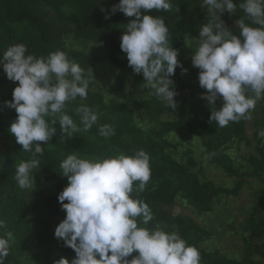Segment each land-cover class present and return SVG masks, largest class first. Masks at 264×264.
Instances as JSON below:
<instances>
[{"label":"trees","instance_id":"trees-1","mask_svg":"<svg viewBox=\"0 0 264 264\" xmlns=\"http://www.w3.org/2000/svg\"><path fill=\"white\" fill-rule=\"evenodd\" d=\"M235 2V13L226 11L221 18L233 34L239 35V20L243 18L249 24L251 21L239 8L242 0ZM118 3L119 0H0V56L10 45L24 43L28 53L37 56L63 50L84 69L86 76L96 65H108L106 59L118 70L115 82L108 88L117 100L107 99L103 89L93 90L90 84L87 100L77 98L66 103L64 112L79 127L83 126L75 109L81 103L97 111L98 123L86 132L72 133L71 138L61 132L57 123L56 135L42 145L40 168L32 170V187L21 189L15 179L16 167L30 159L31 153L25 152L9 131L17 113L6 101L12 100L18 82L9 80L0 65V137L5 138L0 140V219L6 223L0 235L5 230L14 235L4 264H53L61 257L71 262L76 255L74 250L54 235L55 228L66 216L58 200V194L68 184L67 177L60 173L61 161L69 154L92 159L121 152L131 155L138 149L149 154L151 175L146 188L131 195L146 202L153 213L146 227L177 231L198 248L200 264H264V137L258 134L264 130V99L261 115L253 121L254 143L247 132L250 119L229 122L225 127L209 121L212 107L202 98L207 90L201 86L198 92L190 88V82L199 83L200 70L193 64L189 66L193 54L190 38L197 36L207 22V10L201 7L202 0H171L170 11L149 12L164 18L169 28V44L178 50L177 59L183 69L193 74L189 80L185 78V71L175 70L171 78L177 92L174 97L177 107L170 109L154 95V90L145 87L143 75L128 65L127 55L120 47L121 36L126 24L135 17L119 10L113 14L111 9ZM68 34L72 37H66ZM77 41L93 42L106 51L102 54L85 51L76 47ZM131 79L148 95L138 93L129 103L122 99L128 95L126 89ZM221 104L218 98L216 106ZM140 112L148 124L140 121ZM102 124L114 128V135L101 136L98 129ZM243 143L256 153L238 161L229 146L234 144L241 149ZM198 147L214 165L236 178L233 186L219 184L202 174ZM248 178L258 181L254 205L240 229L230 226L244 240L242 257L203 246L202 242L211 239L216 231L198 221L203 218L201 215L212 213L223 197L240 196ZM178 202L194 215L173 213L171 208ZM137 254L134 251L127 259Z\"/></svg>","mask_w":264,"mask_h":264},{"label":"clouds","instance_id":"clouds-1","mask_svg":"<svg viewBox=\"0 0 264 264\" xmlns=\"http://www.w3.org/2000/svg\"><path fill=\"white\" fill-rule=\"evenodd\" d=\"M201 7L206 8L208 18L198 35L190 38L192 64L200 70V86L207 90L202 98L212 107L209 121L225 127L229 122L250 119L257 101L264 99V0L239 3L251 21L239 20V35L233 34L221 18L226 11L235 13V0H202ZM153 9L170 11L171 0H119L111 12L119 10L135 17L124 28L121 50L133 71L143 75L145 87L175 110L177 92L171 77L182 65L177 59L178 50L169 44L164 18L150 14ZM0 65L9 80L18 82L12 100L6 101L17 113L9 131L22 149L31 153L30 159L17 165L15 173L19 187L30 189L32 170L40 168L42 145L56 135L57 123L68 138L98 123L97 111L86 103L75 109L82 128L64 112L67 102L87 100L93 74L91 71L86 76L63 50L37 56L29 54L24 43L10 45L0 56ZM218 98L223 101L219 107ZM98 130L105 138L115 133L108 124L100 125ZM258 134L264 137V130ZM60 168L68 179L58 194L66 216L54 235L76 255L71 262L61 257L53 264H200L198 248L177 231L146 227L153 213L146 202L131 195L142 192L150 179V156L145 150L92 159L69 154ZM0 229H6L2 219ZM13 239L11 231L0 235V264L9 255ZM134 251L138 254L127 259Z\"/></svg>","mask_w":264,"mask_h":264},{"label":"rangeland","instance_id":"rangeland-1","mask_svg":"<svg viewBox=\"0 0 264 264\" xmlns=\"http://www.w3.org/2000/svg\"><path fill=\"white\" fill-rule=\"evenodd\" d=\"M66 37H72V34H68ZM77 48L85 49V51L102 54L106 50L101 46L95 45L93 42H76ZM108 62V63H106ZM106 64H98L91 69L93 77L90 79V84L93 90L103 89L107 99L117 100L118 98L112 95L108 88L115 82V77L118 70L109 61H105ZM192 63H189L191 66ZM182 68H184L182 66ZM182 68H176L175 70H182ZM91 71L88 73L90 75ZM180 72V71H179ZM193 74V73H192ZM190 72H186L185 78L191 79ZM200 84H193L190 82V88L198 92ZM128 95L123 98L126 102H131L138 95V93H143L148 95V93L143 92L142 88L135 85V82L131 79L127 86ZM131 92V93H130ZM184 93H188L187 89L183 90ZM262 99L257 101L255 106V111L253 112L250 121L248 123L247 132L250 140L254 143L255 136V126L253 121L257 115H261L262 111ZM221 99V103H222ZM140 121L143 124H148V120L145 116L139 113ZM1 141H5L4 136L0 137ZM254 145V144H253ZM229 151L232 152L233 156L237 158L238 161H243V157H248L251 154H255L256 150L252 149L248 144L243 143L242 148L232 144L229 146ZM197 158L201 160L202 174L215 180L219 184H225L233 186L235 179L229 176L222 168L214 165L209 157L203 154L200 147L197 148ZM258 181L254 178H248L247 182L240 194V196L223 197L220 202L215 205V209L212 213L202 214L203 218L198 221L204 226H208L209 229L216 231V234L211 239H206L202 242V245L220 250L221 252L229 256L242 257L244 250V240L240 234H237L235 230L231 229V225L234 229H240L245 224V219L249 214V210L252 209L254 205L256 189L258 188ZM172 212L181 215H191L193 212L185 207L181 202L175 203L171 208ZM255 242H258L257 240Z\"/></svg>","mask_w":264,"mask_h":264}]
</instances>
